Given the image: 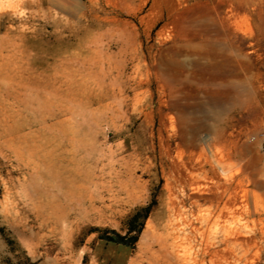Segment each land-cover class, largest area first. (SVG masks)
Returning <instances> with one entry per match:
<instances>
[{
  "label": "rangeland",
  "instance_id": "374dc122",
  "mask_svg": "<svg viewBox=\"0 0 264 264\" xmlns=\"http://www.w3.org/2000/svg\"><path fill=\"white\" fill-rule=\"evenodd\" d=\"M262 135L264 0H0V264H264Z\"/></svg>",
  "mask_w": 264,
  "mask_h": 264
},
{
  "label": "bare ground",
  "instance_id": "6f19581e",
  "mask_svg": "<svg viewBox=\"0 0 264 264\" xmlns=\"http://www.w3.org/2000/svg\"><path fill=\"white\" fill-rule=\"evenodd\" d=\"M75 92V91H74ZM69 97V96H68ZM57 101V100H56ZM61 102V101H60ZM44 109V108H43ZM3 110V109H2ZM171 117V116H170ZM7 123V122H6ZM11 124V123H10ZM11 126V125H10ZM172 137V136H171ZM174 140V139H173ZM18 146V145H17ZM180 148V147H179ZM182 156V155H181ZM193 154H188L187 155V157H186V159H185V161H183V165L185 166V168H187V163L188 162H190V160H192L193 159ZM21 158V157H20ZM174 161V160H173ZM221 164V166L224 168V169H227L226 168V165H225V163L223 164V163H220ZM177 164L175 163V162H172V164H171V167H170V173H171V178H172V181L174 182L175 180H176V173L178 172V170H177ZM237 171V170H236ZM216 172V171H215ZM227 171H225V173H226ZM179 173V172H178ZM177 173V174H178ZM235 173H230L226 178H233L232 180L234 181H236V183L234 184L235 186H234V192L235 193H233V191H229L230 190V188L231 187H227L226 188V191H229L230 192V197H229V200L230 201H232V202H236L237 200H239L240 198H242V197H244L245 196V189H241V191L239 190L238 191V187L242 184V179L241 178H239L238 179V181L236 180V177H235ZM178 177L180 178V176L178 175ZM228 178V179H229ZM178 180V179H177ZM184 180V179H183ZM193 184V183H192ZM220 184V183H219ZM222 188V185L220 186H218V189L217 190H220ZM210 189V188H209ZM232 190V189H231ZM247 190V189H246ZM196 191H198V188L197 187H194V192H196ZM225 191V192H226ZM224 193V192H223ZM247 193V192H246ZM215 196V195H214ZM217 198L220 196V194L218 195V193H217ZM215 196V197H216ZM220 198V197H219ZM247 198V197H246ZM220 201V200H219ZM241 201H243V200H241ZM231 202V203H232ZM244 202V201H243ZM234 205V204H233ZM237 205V204H236ZM240 205V204H239ZM238 205V206H239ZM235 206V205H234ZM235 208H237V207H234V209ZM233 209V210H234ZM235 212H236V209H235ZM234 211H233V214L235 213ZM232 213V212H231ZM230 213V214H231ZM229 214V215H230ZM227 218V217H226ZM227 220V219H226ZM217 222V221H216ZM211 223V222H210ZM220 226V225H219ZM230 228V227H229ZM195 229V228H194ZM228 229V228H227ZM226 230V229H225ZM231 231V230H230ZM235 232H237L236 230H234ZM229 233V232H228ZM227 233V234H228ZM234 233V232H233ZM231 234V233H230ZM230 236V235H229ZM209 247V246H208ZM210 248V247H209ZM177 250V249H176ZM206 250V252L210 255L209 256V258H210V260H211V262H214L215 260H217V258L218 257H223V258H225V260H227L226 259V257L227 256H216L217 255V253H218V250L219 249H216V248H210V249H205ZM220 251V250H219ZM228 251V250H227ZM224 253V252H223ZM204 254V253H203ZM220 254V253H219ZM218 254V255H219ZM223 255V254H222ZM181 257H183V258H181ZM164 258L166 259L165 261H167V263L168 264H190V262L188 261V259H187V257L186 256H164ZM191 258V257H190ZM195 259V258H194ZM200 259V258H199ZM197 261V260H196ZM195 261V262H196ZM201 261V260H200ZM219 261V260H218ZM229 261V260H228ZM198 264V263H197Z\"/></svg>",
  "mask_w": 264,
  "mask_h": 264
},
{
  "label": "built area",
  "instance_id": "2783aa9c",
  "mask_svg": "<svg viewBox=\"0 0 264 264\" xmlns=\"http://www.w3.org/2000/svg\"><path fill=\"white\" fill-rule=\"evenodd\" d=\"M260 149L264 151V135H262L260 138Z\"/></svg>",
  "mask_w": 264,
  "mask_h": 264
}]
</instances>
